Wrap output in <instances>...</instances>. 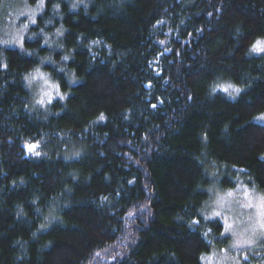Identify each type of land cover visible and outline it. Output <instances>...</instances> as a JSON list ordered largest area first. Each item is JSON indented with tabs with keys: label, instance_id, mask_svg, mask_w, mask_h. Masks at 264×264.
I'll return each instance as SVG.
<instances>
[{
	"label": "trees",
	"instance_id": "16d2710c",
	"mask_svg": "<svg viewBox=\"0 0 264 264\" xmlns=\"http://www.w3.org/2000/svg\"><path fill=\"white\" fill-rule=\"evenodd\" d=\"M29 33L0 45V264L227 247L202 209L215 181L264 195V0H46ZM39 67L67 97L33 111Z\"/></svg>",
	"mask_w": 264,
	"mask_h": 264
},
{
	"label": "rangeland",
	"instance_id": "374dc122",
	"mask_svg": "<svg viewBox=\"0 0 264 264\" xmlns=\"http://www.w3.org/2000/svg\"><path fill=\"white\" fill-rule=\"evenodd\" d=\"M45 2L5 0L0 7V45L23 49L24 40L32 38L29 37V30L44 12ZM260 47L264 48L262 42ZM263 52L254 48L251 51L252 54ZM26 83L33 111L46 109L54 101H64L67 97L42 67L28 75ZM216 88L232 99L241 91L231 84H219ZM254 121L264 125V114L257 116ZM209 194L202 215L206 220L217 219L223 224L224 236L229 238V244L221 248L214 245L212 252L202 257V264H264V207L261 206L264 195L243 183L224 190L219 187L218 181L212 184Z\"/></svg>",
	"mask_w": 264,
	"mask_h": 264
},
{
	"label": "snow or ice",
	"instance_id": "6c2138e0",
	"mask_svg": "<svg viewBox=\"0 0 264 264\" xmlns=\"http://www.w3.org/2000/svg\"><path fill=\"white\" fill-rule=\"evenodd\" d=\"M253 48H254V50H261V51H264V48H261V47H260V42H259V41L257 42L256 45L253 46ZM226 90H227V89H225V91H226ZM41 103H42V101H41ZM31 147L34 148L35 146H31ZM229 195H231V194L229 193ZM261 206L264 207V201H262ZM218 214H219V213H217V215H218ZM262 227H264V225H262Z\"/></svg>",
	"mask_w": 264,
	"mask_h": 264
}]
</instances>
